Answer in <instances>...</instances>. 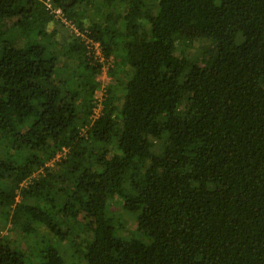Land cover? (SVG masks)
<instances>
[{"label":"trees","instance_id":"obj_1","mask_svg":"<svg viewBox=\"0 0 264 264\" xmlns=\"http://www.w3.org/2000/svg\"><path fill=\"white\" fill-rule=\"evenodd\" d=\"M0 210V264H264V0H0Z\"/></svg>","mask_w":264,"mask_h":264},{"label":"rangeland","instance_id":"obj_2","mask_svg":"<svg viewBox=\"0 0 264 264\" xmlns=\"http://www.w3.org/2000/svg\"><path fill=\"white\" fill-rule=\"evenodd\" d=\"M127 16V15H126ZM203 28L201 27V23L196 22L195 24L190 25L185 29V34L188 37H198L203 35ZM72 35V30L63 25L61 22L52 23L49 26L48 29V35L45 38V42L51 43L53 40H58L59 42L64 43L67 39H69ZM56 38V39H55ZM197 45L204 43L203 39H198L196 41ZM212 46V44H210ZM99 95V94H98ZM63 154L61 158L64 156ZM60 158V159H61ZM59 159V160H60ZM53 166V165H51ZM38 173H36L37 175ZM28 183V182H27ZM27 183L24 184L27 185ZM20 200V197L18 196L17 201ZM112 211L115 213V216H117L118 220L121 222V225L123 228H125V231L129 233H135L136 230V224L135 220L133 219L132 215L126 213L121 205L118 203H113ZM138 235V233L136 234ZM0 236L6 237L9 236L11 238V241L15 246H22L23 249H27V253L32 257V259L35 261V255L31 251V244H29V241L22 242L21 238L19 237L18 233H16L12 228V222H11V216L7 214L6 212L0 210ZM142 241H145V238H140ZM65 251H67V248H69L68 244H64L62 246ZM32 252V253H31ZM70 255V254H69ZM68 255V257H69ZM70 261V259H69ZM35 264V263H33Z\"/></svg>","mask_w":264,"mask_h":264},{"label":"built area","instance_id":"obj_3","mask_svg":"<svg viewBox=\"0 0 264 264\" xmlns=\"http://www.w3.org/2000/svg\"><path fill=\"white\" fill-rule=\"evenodd\" d=\"M56 16L58 18H62L61 17V11L60 10H56L55 11ZM66 24L69 25V23L66 22ZM74 32L76 33V35H79L80 37L83 38L85 45L87 46V50L89 51V54L94 56V60L98 62V64H100L101 67V73L99 74L97 81L99 82V89L96 91L95 93V104L96 106L94 107V111H93V115L92 118L95 120L99 117L101 110H102V106H103V101L106 97V90L107 87L109 85V83L111 82V77L109 75V71L110 68L112 67V63H113V57L107 58L105 57V54L103 53L101 46L98 42H93L92 40L86 38L85 36H81L80 31L78 29H75L72 26ZM99 94V95H98ZM65 154V150H63V152H60L56 155L54 161H58L61 156ZM50 165H53V162L50 163Z\"/></svg>","mask_w":264,"mask_h":264}]
</instances>
